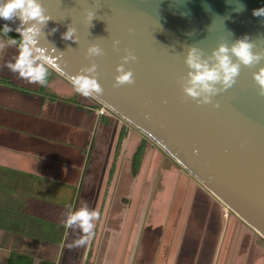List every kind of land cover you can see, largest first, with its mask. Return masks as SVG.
<instances>
[{
    "label": "water",
    "instance_id": "1",
    "mask_svg": "<svg viewBox=\"0 0 264 264\" xmlns=\"http://www.w3.org/2000/svg\"><path fill=\"white\" fill-rule=\"evenodd\" d=\"M40 3L51 19L37 38L38 61L70 83L95 62L104 91L90 98L155 144L264 238V97L252 80L264 61L241 67L236 83L213 98L218 108L186 99L179 86L188 70L183 62L188 45L209 54L219 42L247 36L257 45L254 51L264 47V16L253 15L264 8V0ZM238 5L243 9L236 10ZM88 10L95 14L91 23ZM6 21L23 27L17 18ZM69 26L76 29L77 42L62 39ZM113 41H119L117 49ZM90 44H98L104 54L87 58ZM126 50L137 57L126 65L134 83L114 87L115 67Z\"/></svg>",
    "mask_w": 264,
    "mask_h": 264
},
{
    "label": "crops",
    "instance_id": "2",
    "mask_svg": "<svg viewBox=\"0 0 264 264\" xmlns=\"http://www.w3.org/2000/svg\"><path fill=\"white\" fill-rule=\"evenodd\" d=\"M10 41L0 33L4 45L0 48V75L7 79H0V264H53L64 225L57 237L34 235L33 239L31 234H40L58 212L66 218L77 198L75 185L96 160L103 163L99 187L92 196V211L99 216L93 221L85 255H89L86 264H103L101 251L110 244L115 229L110 217L121 213V207L125 212L128 205L129 155L139 140H134L133 130L118 117L97 113L93 99L58 93L57 87L65 85L58 74L53 77L62 81L54 89L30 83L12 71L8 65L15 63L21 46ZM68 83L69 88L72 84ZM95 129L100 131L98 135ZM92 156L95 161L92 158L91 162ZM137 172L138 168L131 175ZM187 199L193 202L195 198L190 194ZM195 200L201 202V196ZM165 234L163 230L157 240L151 264H171L169 253L159 243ZM91 246L93 251L88 254Z\"/></svg>",
    "mask_w": 264,
    "mask_h": 264
},
{
    "label": "rangeland",
    "instance_id": "3",
    "mask_svg": "<svg viewBox=\"0 0 264 264\" xmlns=\"http://www.w3.org/2000/svg\"><path fill=\"white\" fill-rule=\"evenodd\" d=\"M52 74L47 79L46 87L55 89L54 84L63 80L64 88L57 87L58 93L92 100L76 93L71 84L68 88L65 79L58 80L53 77L55 73ZM99 108L102 107L95 102L97 113L109 112ZM129 130H133L134 140L138 141L141 134L132 127ZM99 132L97 130L96 134ZM92 158L95 161L92 156L91 162ZM102 165V160H96L94 167H86L81 183L75 185L77 198L72 203L73 210L81 207L94 210L92 196L99 187ZM127 179L128 205L125 212L121 207V213L118 211L116 216L110 217V224L115 229L111 232L110 244L101 251L100 261L103 264H151L157 240L162 237L163 230L166 237L159 243L164 246L161 250L169 253L167 257L171 264H264V238L209 192L205 193L207 190L201 188L196 180L147 138L137 175H131L129 165ZM190 194L195 199L201 196V202L195 199L188 202ZM58 214L60 212L55 219L49 220L40 234H31L33 239L34 235L57 237L60 225L63 224L62 242L53 258V264H86L89 258V255H85L88 244L82 249L83 244L79 243L85 234L77 227H65L66 218ZM96 230L99 233V226ZM73 237L77 238L76 242H73ZM91 251L92 246L88 254Z\"/></svg>",
    "mask_w": 264,
    "mask_h": 264
},
{
    "label": "clouds",
    "instance_id": "4",
    "mask_svg": "<svg viewBox=\"0 0 264 264\" xmlns=\"http://www.w3.org/2000/svg\"><path fill=\"white\" fill-rule=\"evenodd\" d=\"M207 9V6H205ZM243 5H238L236 10H242ZM94 12L86 11V18L91 23ZM254 16H264V8L253 11ZM19 19L23 27L16 29L22 38L20 53L14 64L8 67L19 73V75L30 83L45 86L47 83V70L43 63L38 64L37 60L42 59L39 50L35 47L37 38L43 32L47 22L51 19L45 14L40 0H0V19ZM4 33H9L12 29L5 25L2 29ZM56 31V29H52ZM193 33H189L192 35ZM62 39L77 42L76 29L69 26L62 34ZM15 39L10 43H15ZM119 41H113V48L117 49ZM4 47L0 44V48ZM257 45L247 36L235 40L231 44L219 42L209 54H205L203 49L188 45L184 52V64L187 72L179 78V86L186 99L194 101L197 105H209L218 108L219 104L214 102V97L230 89L240 75L241 67L251 68L264 61V47L254 51ZM86 57H98L104 54V50L98 44H90L86 50ZM136 55L126 50L120 57V63L115 67L113 77L114 87L132 85L134 83V73L126 65L136 61ZM252 80L257 86V94L264 97V66L252 73ZM72 86L76 93L84 96H100L103 94V87L98 82L97 64L91 62L82 68L79 73L71 78ZM99 214L87 207L78 210H70L65 219V227L79 228L85 237L79 241L86 243L92 235L94 229L93 221Z\"/></svg>",
    "mask_w": 264,
    "mask_h": 264
},
{
    "label": "trees",
    "instance_id": "5",
    "mask_svg": "<svg viewBox=\"0 0 264 264\" xmlns=\"http://www.w3.org/2000/svg\"><path fill=\"white\" fill-rule=\"evenodd\" d=\"M5 25H8L12 29V31H10L7 34L10 35L12 38H14L16 41H18L19 43L22 44V42H23L22 41V38L20 37L19 32L16 31V29L18 28V26L17 25H14V24H9L4 19H0V29H2ZM45 68L47 70V77H48V75L50 73H52L53 71H51L47 67H45ZM0 79L1 80H7L4 76H1V75H0ZM145 139L146 138L144 136H141L140 139H139V141L137 142V144L135 145L134 149L132 150V152L130 154V170H131V173H135L136 170H137V168H138V165H139V162H140V158H141V155H142V151H143V147H144V141H145Z\"/></svg>",
    "mask_w": 264,
    "mask_h": 264
},
{
    "label": "bare ground",
    "instance_id": "6",
    "mask_svg": "<svg viewBox=\"0 0 264 264\" xmlns=\"http://www.w3.org/2000/svg\"><path fill=\"white\" fill-rule=\"evenodd\" d=\"M102 105H103V104H102ZM222 205H223L225 208H227V205H226V203H224V202H223V203H222Z\"/></svg>",
    "mask_w": 264,
    "mask_h": 264
},
{
    "label": "built area",
    "instance_id": "7",
    "mask_svg": "<svg viewBox=\"0 0 264 264\" xmlns=\"http://www.w3.org/2000/svg\"><path fill=\"white\" fill-rule=\"evenodd\" d=\"M103 108V107H102ZM102 108H99V109H102Z\"/></svg>",
    "mask_w": 264,
    "mask_h": 264
}]
</instances>
